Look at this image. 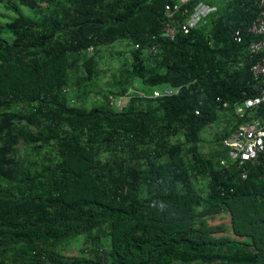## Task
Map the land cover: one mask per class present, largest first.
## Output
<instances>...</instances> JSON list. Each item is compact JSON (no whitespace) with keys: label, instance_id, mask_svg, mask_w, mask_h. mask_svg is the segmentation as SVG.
Returning a JSON list of instances; mask_svg holds the SVG:
<instances>
[{"label":"trees","instance_id":"1","mask_svg":"<svg viewBox=\"0 0 264 264\" xmlns=\"http://www.w3.org/2000/svg\"><path fill=\"white\" fill-rule=\"evenodd\" d=\"M0 1L17 14L0 24V264H264V153L238 165L223 145L264 123V100L237 112L262 87L255 0H192L177 23L216 11L173 40L177 0ZM120 41L102 86L101 51ZM159 88L177 93L139 94ZM221 216L234 240L206 238Z\"/></svg>","mask_w":264,"mask_h":264},{"label":"built area","instance_id":"2","mask_svg":"<svg viewBox=\"0 0 264 264\" xmlns=\"http://www.w3.org/2000/svg\"><path fill=\"white\" fill-rule=\"evenodd\" d=\"M190 1L192 0H177L175 5L164 7V35L168 39L173 40L178 33L187 34L190 29L205 23L207 17L216 11L215 6L200 2L184 23H177L175 19L177 10ZM255 4L259 13L248 31L256 39L249 44L248 50L251 54H260V58L252 65L251 72L254 80L260 82L262 87L259 97L246 99L244 106L237 109L240 117L243 116L244 109L256 107L264 100V0H255ZM132 93L134 90L130 89L125 96L119 98L117 106H120L123 99H128ZM176 93V89L159 88L153 89L149 94H139L143 98L159 99L171 97ZM223 145L228 148V159L232 163L241 165L244 162H254L260 153H264V123L258 119H251L239 125L233 134L223 141ZM220 164L224 165L225 161H221Z\"/></svg>","mask_w":264,"mask_h":264},{"label":"rangeland","instance_id":"3","mask_svg":"<svg viewBox=\"0 0 264 264\" xmlns=\"http://www.w3.org/2000/svg\"><path fill=\"white\" fill-rule=\"evenodd\" d=\"M12 1H14V0H12ZM19 12L22 13L23 15H26V16H32L33 15L32 11L26 7H20ZM16 16H17V14L14 10L7 9L5 7L4 1H2V2L0 1V24L11 21ZM6 37L9 38L10 36L5 35V38ZM127 52H128V50H127V47H126L124 41L117 42L116 44L112 45L111 47L104 48L101 51V59H100L99 65L102 67L100 69L102 74L100 75L98 80H100L99 83L102 86L104 85V83L106 81H108V78L111 75V73L116 70L115 68L119 66V62H123V61H121L122 59L124 61H125V59L127 60V56H126ZM95 99H98V94L94 95L93 98L90 100V102H94ZM117 109L121 110V107H119ZM222 119H223L222 121L217 122L215 125H212L211 127L207 128L203 132L201 139L203 141L202 146L204 148L209 147V145L211 144V141L213 140V136L215 135V133H217L218 131H220L226 127V125H227L226 116H224ZM216 220L217 221H215L214 223L210 222V224L212 225V227H211L212 229H214V225H217V227H220V228H218L219 232L214 235L213 233L210 234L211 231L210 232L208 231L207 232L208 234H205L206 238H222V237H224L227 239H233L234 240L235 238L233 237V235L231 233L227 219L226 218L224 219L221 216ZM243 241H245V240H243ZM73 246H74V248H73ZM76 246L77 245L75 243H73L71 245V248H69V251L76 249L75 248ZM74 254H76V253H74Z\"/></svg>","mask_w":264,"mask_h":264}]
</instances>
